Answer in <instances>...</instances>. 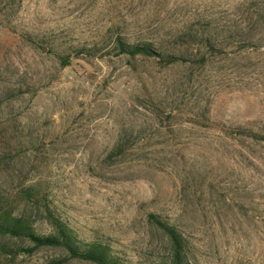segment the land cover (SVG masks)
Instances as JSON below:
<instances>
[{
    "label": "rangeland",
    "instance_id": "1",
    "mask_svg": "<svg viewBox=\"0 0 264 264\" xmlns=\"http://www.w3.org/2000/svg\"><path fill=\"white\" fill-rule=\"evenodd\" d=\"M262 18L264 0H0V193L36 186L136 264L168 257L149 215L191 264H264V142L244 135L264 133ZM117 36L178 59L118 55ZM5 244L0 264H91Z\"/></svg>",
    "mask_w": 264,
    "mask_h": 264
},
{
    "label": "trees",
    "instance_id": "2",
    "mask_svg": "<svg viewBox=\"0 0 264 264\" xmlns=\"http://www.w3.org/2000/svg\"><path fill=\"white\" fill-rule=\"evenodd\" d=\"M115 42L118 55L131 58L156 57L164 64H171L178 59L174 53L165 51L152 42H132L121 36H117ZM244 135L254 141L264 142V133L255 132L253 129L248 130V133ZM119 149L121 151L123 149L120 144ZM16 197L21 202L19 201V204L14 206L8 197L0 193V239L13 241V245L2 246L5 252L12 255L18 252L30 255L41 248H58L65 252V260H78L91 264H136L125 254L102 241L83 240L68 223L56 214L36 186L31 185L19 189ZM20 204L25 205L20 207ZM29 206L43 214L50 228L48 233H40L36 230L32 212L27 209ZM148 219L166 237L168 257L144 264H191V249L180 230L158 215H149ZM16 242L21 245H17ZM26 243L27 245L24 246Z\"/></svg>",
    "mask_w": 264,
    "mask_h": 264
}]
</instances>
